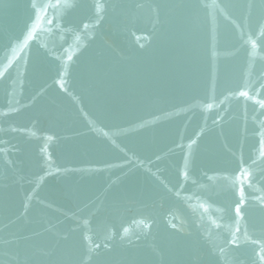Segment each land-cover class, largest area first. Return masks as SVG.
Here are the masks:
<instances>
[{
	"label": "water",
	"instance_id": "water-1",
	"mask_svg": "<svg viewBox=\"0 0 264 264\" xmlns=\"http://www.w3.org/2000/svg\"><path fill=\"white\" fill-rule=\"evenodd\" d=\"M0 264H264V0H0Z\"/></svg>",
	"mask_w": 264,
	"mask_h": 264
},
{
	"label": "snow or ice",
	"instance_id": "snow-or-ice-1",
	"mask_svg": "<svg viewBox=\"0 0 264 264\" xmlns=\"http://www.w3.org/2000/svg\"><path fill=\"white\" fill-rule=\"evenodd\" d=\"M35 7V5H33ZM244 95H247V93H244ZM237 213L239 212V207L236 208Z\"/></svg>",
	"mask_w": 264,
	"mask_h": 264
}]
</instances>
